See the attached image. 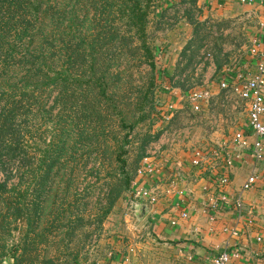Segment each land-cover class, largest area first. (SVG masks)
Wrapping results in <instances>:
<instances>
[{
  "label": "rangeland",
  "instance_id": "1",
  "mask_svg": "<svg viewBox=\"0 0 264 264\" xmlns=\"http://www.w3.org/2000/svg\"><path fill=\"white\" fill-rule=\"evenodd\" d=\"M140 6L148 12L144 37L130 0H57L37 23L48 24L45 63L27 62L29 52L7 40L1 107L10 99L19 109L0 135V264L137 256L147 232L131 188L144 159L210 153L215 134L228 136L225 123L218 131L219 117L247 109L219 84L250 54L263 28L258 9L231 16L205 14L198 0ZM58 72L72 74L70 84H49ZM206 92L197 109L195 95ZM15 141L25 152L18 158L9 154ZM121 151L130 191L116 161Z\"/></svg>",
  "mask_w": 264,
  "mask_h": 264
},
{
  "label": "crops",
  "instance_id": "2",
  "mask_svg": "<svg viewBox=\"0 0 264 264\" xmlns=\"http://www.w3.org/2000/svg\"><path fill=\"white\" fill-rule=\"evenodd\" d=\"M248 1L198 0V4L205 14L225 12L235 16L239 11L258 9L263 28L252 41L263 39L264 0ZM256 54L251 50L240 65L246 64L255 72ZM219 119L218 131L225 123L228 136L215 134V144L209 148L210 153L201 152L199 165H193L196 150L193 157L189 153L179 160L152 159L153 173L138 176V186L158 198L152 206L133 201L135 214L140 206L146 208L144 218L139 220L147 232L146 243L138 247L137 256L113 255L104 264H188L189 257L207 264L223 252L239 253L235 264H264V162L259 165L255 186L243 191L256 161L252 148L238 149L233 141L239 132L249 138L251 147L255 141L250 136L248 108L244 112L231 110ZM240 152L241 158L236 159ZM231 156L233 164L229 166ZM223 178L228 179L227 184L221 183ZM223 196L227 201L219 202L216 208L211 200L218 202ZM238 200L241 209L236 207Z\"/></svg>",
  "mask_w": 264,
  "mask_h": 264
},
{
  "label": "trees",
  "instance_id": "3",
  "mask_svg": "<svg viewBox=\"0 0 264 264\" xmlns=\"http://www.w3.org/2000/svg\"><path fill=\"white\" fill-rule=\"evenodd\" d=\"M56 2L57 0H0V59L2 53L6 51L5 46L10 43L7 40L9 37H13L15 47L19 46L23 48L24 51L29 52L24 55V59L27 62L35 65L39 60H42L43 63L48 60L45 56V47L46 44L49 43V39L47 38L48 34H43V30L45 28L48 29V24L45 25V21H42L40 24L37 23L42 20L43 14H45L46 18L50 16L48 14L49 9H51V6L53 7ZM130 2L133 4L131 17L136 21L134 25L137 27V30L142 33V37H144L148 17L147 8H141L140 0H130ZM42 27H44V29H42ZM146 50L149 53V57L152 58L153 55L149 48H146ZM0 64L3 71L9 68L7 63L3 64V61H1ZM152 67L156 68V64L152 63ZM40 75L41 74L35 76V79L45 77L44 75L42 77ZM3 77L4 76L0 74V135L6 137L13 128V120L17 117L15 111L19 108L17 104L10 103V99L5 102L3 108L1 107V102L6 97L7 91V84ZM71 80L72 74L69 72H58L56 78L50 79L48 83L57 84L61 81L64 84H70ZM98 81H100V79H98ZM99 83L101 87L100 93L103 97H106L104 82L101 80ZM133 127L134 126H131L130 129H133ZM14 144L15 146L9 147V154H13L14 158L19 157L17 155L19 150L25 154V152L19 148L17 141H15ZM1 147L2 145L0 142V150ZM126 155V151H121L117 155L116 161L121 164L120 168L124 176L123 182L126 191H130L131 180L125 169L126 160L124 157ZM3 189H5V186L0 182V190Z\"/></svg>",
  "mask_w": 264,
  "mask_h": 264
},
{
  "label": "built area",
  "instance_id": "4",
  "mask_svg": "<svg viewBox=\"0 0 264 264\" xmlns=\"http://www.w3.org/2000/svg\"><path fill=\"white\" fill-rule=\"evenodd\" d=\"M246 0H242L245 3ZM252 3L251 0L248 1ZM253 53L256 54V58L258 59L256 71L251 72L250 68L246 64H239L236 66L234 70L230 72V79L223 80L220 84V88L222 90L232 89L239 98L246 103L248 108V126L250 129V136L255 137V141L252 144L249 143V138L245 136L242 132H239L235 135L234 144L238 149L241 150H250L252 148V156L256 161V168L254 169L253 174L247 180L245 185L243 186V191H247L252 189L258 180V168L259 165L264 162V38L263 39H255L253 42ZM233 81V82H232ZM209 93L206 92L204 94L195 95V104L199 109L200 100H208ZM241 152L236 154L235 158H241ZM201 153L198 152L195 156V160L193 165L200 164ZM234 156H231L227 160V165L233 164ZM152 160V159H151ZM150 158L144 159L141 164V169L138 171L139 176H143L145 174H152L154 169L151 165ZM222 184H227L228 179H221ZM132 197L135 200H141L143 202H147L149 205H155L158 201L157 196L151 193L149 190L140 188L138 186V181L135 182L134 187L131 188ZM226 198L218 199L217 201L211 200L212 204L217 208L219 202L225 203ZM134 206V204H133ZM236 207L241 209L242 204L241 201L238 200ZM234 235H237L234 233ZM240 257V254L237 252H223L217 256H214L210 259L207 264H235L234 261ZM188 264H202L196 262L193 257L188 258ZM205 264V263H203Z\"/></svg>",
  "mask_w": 264,
  "mask_h": 264
},
{
  "label": "water",
  "instance_id": "5",
  "mask_svg": "<svg viewBox=\"0 0 264 264\" xmlns=\"http://www.w3.org/2000/svg\"><path fill=\"white\" fill-rule=\"evenodd\" d=\"M146 214V208L144 205L140 206L137 212V216L139 220H142Z\"/></svg>",
  "mask_w": 264,
  "mask_h": 264
}]
</instances>
